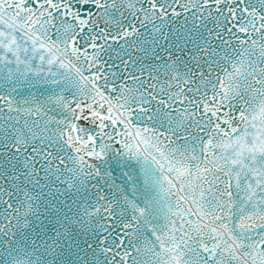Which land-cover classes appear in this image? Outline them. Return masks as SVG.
Masks as SVG:
<instances>
[{
	"label": "snow or ice",
	"instance_id": "6c2138e0",
	"mask_svg": "<svg viewBox=\"0 0 264 264\" xmlns=\"http://www.w3.org/2000/svg\"><path fill=\"white\" fill-rule=\"evenodd\" d=\"M0 264H264V0H0Z\"/></svg>",
	"mask_w": 264,
	"mask_h": 264
}]
</instances>
